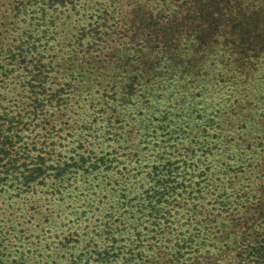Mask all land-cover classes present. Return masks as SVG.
Listing matches in <instances>:
<instances>
[{
	"label": "rangeland",
	"instance_id": "374dc122",
	"mask_svg": "<svg viewBox=\"0 0 264 264\" xmlns=\"http://www.w3.org/2000/svg\"><path fill=\"white\" fill-rule=\"evenodd\" d=\"M47 1L0 0V264H102L95 257L113 242L105 239L109 224L124 227L117 244L125 245L108 264H124L134 228L148 238L150 261L131 264H264V91L260 99L253 90L236 95L231 106L222 101L225 108L214 116L209 97L193 106L174 96L161 102L176 104L183 115L161 120L157 112L124 109L121 89L115 93L106 82L127 79L118 64L107 69L118 46L144 58L170 51L174 68L182 69L197 63L191 54L218 42L222 49L206 62L219 68L213 60L223 52L240 58L249 44L263 48L264 31L242 37L234 0H227L226 12L219 9L224 0H78L80 13L66 31L76 21L91 34L92 14L114 21L109 39L89 43L90 52L79 51L77 59L80 66L89 60L106 66L89 75L98 86L79 95L66 88V74L76 69L64 57L53 59L52 83H44L37 105L40 88L27 86L30 55L13 64L6 57L23 44L25 29L42 22L38 3ZM184 37L195 43L194 53L182 55ZM141 66L151 69L149 62ZM205 104L207 110L198 109ZM101 156L104 164L93 169L89 157ZM82 157L81 167L58 175L57 160L81 163Z\"/></svg>",
	"mask_w": 264,
	"mask_h": 264
},
{
	"label": "trees",
	"instance_id": "16d2710c",
	"mask_svg": "<svg viewBox=\"0 0 264 264\" xmlns=\"http://www.w3.org/2000/svg\"><path fill=\"white\" fill-rule=\"evenodd\" d=\"M224 1L219 8L221 12H226L228 10L227 0ZM76 2L79 1L52 0L51 2L47 1L38 3L37 9L40 11L42 22L33 28L35 32L33 29H25V39L21 40V43L23 44H21L15 52L13 51L10 53L11 49L5 50L9 51L10 54H8L6 58L9 59V63L12 64L24 54L28 53L30 55V61L33 62V68H26L28 69L27 71H30L28 72L27 86L29 89L32 87L40 88L38 90L39 92H37V90L35 92L37 94L34 101L37 105L42 104L46 95V93L43 92L44 83H52L51 80L50 82L47 80L51 76V72L54 70L52 66L53 59L64 57V59L68 60L69 67L76 69L75 72L72 70L66 74L69 77L66 88L70 89V92H78L79 95L82 90H88L90 87L98 86V82H92L93 80L89 78V75L90 73H95L96 70H101L106 66L104 64L98 68L91 60H89V63L87 62L88 67L80 66V63L84 65V62H78L77 59L79 51L85 50L86 53L90 52L89 43H98L96 39L105 38L104 41L109 39L104 36H108L107 29L114 21L111 16H103L101 13L95 14V16L92 14L89 18L91 19V21H89V25H91L89 31H92L91 34L86 35L84 27H77L76 21H73L75 24L71 27L72 29L66 31L65 27L70 25L71 18L80 13V11L77 10L79 8H75L78 4ZM234 2L237 3L235 6L236 11L232 12V14L234 16V21L237 22V27H239L242 37L245 35L248 36L250 33L256 34L259 31H264V0H234ZM105 21L109 22V25L106 24L107 26H105ZM65 22L66 26H62ZM103 28L105 29L102 30ZM99 43H101V41H99ZM182 43H184L181 49L183 51L182 55L188 54V52L194 53L191 48L194 47L195 43L191 42L186 37L182 39ZM217 44L218 42L211 41L206 43L205 47L202 46L200 48L201 51L197 52L196 55L191 54V56H189V58L194 60L198 59L197 63L192 64L190 61L189 65L185 63L182 69L174 68L175 66L171 60L170 51H159V54L154 52L155 54L152 56L144 58L143 56L145 55L131 54L130 51L127 53V50L124 51L126 48L118 46L112 50L114 54L113 58H116H109L107 60V69L112 65L118 64V70L125 71L127 79L124 82H119L118 80H106V82H109L108 85L110 88L121 89L118 98H120L121 103L124 104V109L127 108V106H130V108L136 110L139 115L140 113H145L144 111L147 110L146 116H148V114L151 116L157 112L161 120L168 119L170 113L171 115L175 113L178 117L183 115L182 110L179 112L178 109H174L176 104L170 103L168 106H165V102L171 100L174 96L178 97L177 100L179 103L193 101V106H199V104L204 102L202 96L209 97V103L210 105H213V108H211L208 113L213 116L217 115L219 111H222V109L225 108L220 106L222 101L225 102L224 106L227 103L231 106L236 102V95L245 98L249 95V91L253 90L250 94L254 98L260 99L263 94H258V92L264 91V47H259L257 46L258 44H249L240 58L232 56V54L226 55L223 52L220 54V57L224 56V59L216 56V60H213V63L214 61H218L219 66H221L218 68L211 67V62H206L210 61L211 58H213L212 56L217 55V52L222 49V47L217 46ZM261 48L262 51L260 50ZM208 52L209 55L205 56L207 59H203L204 54H207ZM84 54L83 51V55ZM89 54L86 55L91 57ZM116 59L118 60L116 61ZM143 62H149L151 64V69L148 71L144 69L141 66ZM245 68L252 71V74L250 73L247 76L246 73L243 72ZM22 69H25V67H22ZM5 71L3 72L5 73ZM256 72L258 73L257 76L255 74ZM79 77L81 78L80 81H82L84 77L87 79V81L83 80L84 82H82L87 83V86L76 81V78ZM36 81L39 82L37 83ZM46 87L49 88L50 86L47 85ZM82 87L84 88L82 89ZM189 88L197 90L193 93L192 91H188ZM116 92L117 89L115 90V93ZM55 93L56 90H54L53 94H50L51 99H54V97L57 96ZM217 98H219V100H213ZM161 100L167 101L161 102ZM196 106L191 108L193 112L196 110ZM207 107H209L208 104L205 107L202 106L198 109L205 111L207 110ZM1 109L3 108L1 107ZM131 117H135V114ZM140 121L142 122V120ZM145 127L146 125L144 128ZM2 151L4 150L0 148V160L3 159ZM89 159L93 160L91 163L93 169H97L100 165L104 164L103 156L94 158L89 157ZM79 160L81 163H79V161L67 162L64 160L60 162L57 160L55 167L57 168L58 175L65 173L69 167H81L83 165L82 163L86 162V159H83V157ZM37 170L40 174L45 173L46 169L43 167V162L39 163ZM160 196H163V192ZM158 202L159 199H157L156 203ZM152 206L154 207L155 204ZM107 229L109 231H107V238L105 239L111 238L113 242L110 244L109 248L105 249L104 247L101 251L96 252L97 256L95 257V260L102 264H108L109 262L119 260L121 248L125 245L117 244V241L119 240L118 236L124 230L123 226L120 224L115 226L109 224ZM131 234L132 238L131 236L128 238V242L130 243L129 254L124 264H131V261H133V263L138 261H150V255L146 253L147 248L145 249L146 246L143 243L144 240L148 239L144 235V231L142 229L134 228V231H132ZM159 239L160 238H156V240ZM71 264H75V262L73 261Z\"/></svg>",
	"mask_w": 264,
	"mask_h": 264
}]
</instances>
